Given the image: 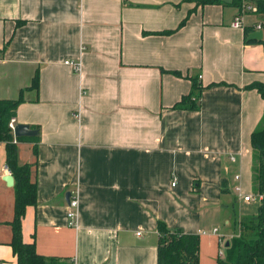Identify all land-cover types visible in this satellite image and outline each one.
<instances>
[{"label":"crops","instance_id":"crops-1","mask_svg":"<svg viewBox=\"0 0 264 264\" xmlns=\"http://www.w3.org/2000/svg\"><path fill=\"white\" fill-rule=\"evenodd\" d=\"M238 13L190 0H0V100L23 92L15 123L38 132L13 136L36 184L22 238L49 264H157L159 221L199 237V264L224 257L222 238L225 248L257 212L234 187L253 195L250 139L264 119L246 89L264 85V50L243 33L261 18L246 12L233 28ZM191 78L211 86L199 110L173 109ZM6 166L3 145L0 264H15Z\"/></svg>","mask_w":264,"mask_h":264},{"label":"trees","instance_id":"trees-1","mask_svg":"<svg viewBox=\"0 0 264 264\" xmlns=\"http://www.w3.org/2000/svg\"><path fill=\"white\" fill-rule=\"evenodd\" d=\"M188 1V0H186ZM196 5L226 4L236 7L239 11L243 4L252 5L256 8V14L261 18V30L264 32V0H231L225 3L223 0H190ZM186 20L184 19L178 29ZM22 23H18L21 25ZM252 29L244 28V40L247 44H259L264 50V39L261 41H247ZM163 32L158 34H171ZM6 48V44L3 49ZM181 77L180 74L174 73ZM191 90L183 96L173 107L177 110L198 111L201 94L211 86L203 87L196 78H191ZM214 86V85H212ZM38 88V77L32 80L28 89ZM246 89L255 90L264 100V85L254 83ZM23 102V92L16 100H0V144L4 145L6 164L14 179V216L9 223L12 238L10 246L15 256V264H49L47 259L38 255L34 243L25 242L22 238V220L26 210L36 205V184L31 179L30 166L19 164L17 149L13 143V135L8 127L18 106ZM23 138H16L21 141ZM252 151V193L261 196L257 212L253 217L243 218L237 221L239 235L228 240L224 248V257L217 260V264H264V119L261 126L251 135ZM33 151L36 152V149ZM157 264H199V237L188 235L179 229H170L165 223L157 222Z\"/></svg>","mask_w":264,"mask_h":264},{"label":"built area","instance_id":"built-area-1","mask_svg":"<svg viewBox=\"0 0 264 264\" xmlns=\"http://www.w3.org/2000/svg\"><path fill=\"white\" fill-rule=\"evenodd\" d=\"M246 12L255 13L256 12V8L254 6H252V5L243 4L241 9H240V11H239V13L234 18V20H233V22L231 24V26L233 28H238V29L241 28L242 29L243 25H242L241 17ZM256 28H257V30H261V25L258 24ZM64 64L72 66L75 71H79V69H80L78 63H74V62H71V61H66ZM15 124L16 123H15V119L14 118H12L10 120L9 124H8V127H9L12 135H13ZM13 143H16V141H13ZM231 160L234 161V158L231 157ZM4 172L5 173H10V170H9L8 166L5 167ZM235 180L239 182V180H240L239 176H235ZM175 185H176V183H175V181H173L171 183V186L174 187ZM234 192L236 193L237 198L240 201L244 202V203H251L254 199H257V201L259 202L262 199V197L258 196V195L256 197L255 196L253 197L252 195H244L242 193L240 184H238V185H236L234 187ZM68 203H69L68 204L69 208H68V212H67V218L70 220L69 223L71 225H73L75 220H76V218H77V212H78V206H79V201H78L77 195L74 198H71ZM213 232L216 233L217 230L214 229ZM219 255L222 256V252H220Z\"/></svg>","mask_w":264,"mask_h":264},{"label":"water","instance_id":"water-1","mask_svg":"<svg viewBox=\"0 0 264 264\" xmlns=\"http://www.w3.org/2000/svg\"><path fill=\"white\" fill-rule=\"evenodd\" d=\"M263 39V31L258 30L250 33L247 37V41H261ZM38 134L36 130L30 129L28 125L25 124H16L13 131L14 138H28L35 137ZM3 181L6 183L8 187L13 186L14 179L12 175H6L3 178ZM69 196V195H68ZM69 202V198L67 199ZM228 243H226L225 247H227Z\"/></svg>","mask_w":264,"mask_h":264},{"label":"rangeland","instance_id":"rangeland-1","mask_svg":"<svg viewBox=\"0 0 264 264\" xmlns=\"http://www.w3.org/2000/svg\"><path fill=\"white\" fill-rule=\"evenodd\" d=\"M0 146H3V145H0ZM254 195V194H253ZM252 195V196H253ZM255 196V195H254ZM253 196V197H254ZM256 197V196H255ZM252 203V204H251ZM251 203H249V204H251V206H249V209H257V207H258V201H257V199H254ZM240 204V203H239ZM239 204H236V203H234L233 205H234V209L232 210V206H231V214H232V219H234L235 217L234 216H238V211H239V209H241V206L239 207ZM235 211V212H234ZM224 242H225V239H223L222 238V243L220 244V248H221V252H223L224 251Z\"/></svg>","mask_w":264,"mask_h":264}]
</instances>
